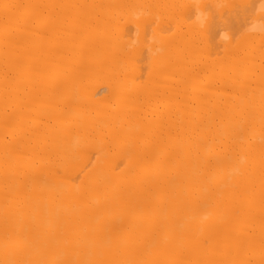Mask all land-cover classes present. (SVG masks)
<instances>
[{"label": "bare ground", "instance_id": "6f19581e", "mask_svg": "<svg viewBox=\"0 0 264 264\" xmlns=\"http://www.w3.org/2000/svg\"><path fill=\"white\" fill-rule=\"evenodd\" d=\"M0 264H264V0H0Z\"/></svg>", "mask_w": 264, "mask_h": 264}, {"label": "clouds", "instance_id": "9594fccd", "mask_svg": "<svg viewBox=\"0 0 264 264\" xmlns=\"http://www.w3.org/2000/svg\"><path fill=\"white\" fill-rule=\"evenodd\" d=\"M251 31H256V30H262V29H255V28H252L250 29Z\"/></svg>", "mask_w": 264, "mask_h": 264}]
</instances>
